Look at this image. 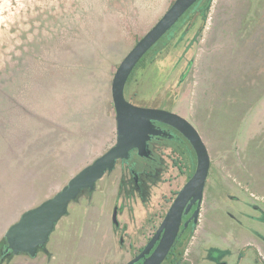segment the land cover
I'll list each match as a JSON object with an SVG mask.
<instances>
[{
    "label": "rangeland",
    "instance_id": "obj_1",
    "mask_svg": "<svg viewBox=\"0 0 264 264\" xmlns=\"http://www.w3.org/2000/svg\"><path fill=\"white\" fill-rule=\"evenodd\" d=\"M173 1L0 0V185L8 180L10 164L24 160L22 152L28 153L31 163L32 152H41V162H46L47 153L53 150L47 147L51 136L59 135L60 142L64 141L58 148L65 153L68 168L71 166L60 188L114 144L113 75ZM197 28L198 24L189 31L185 26L176 31L152 63L134 71L124 91L126 100L141 107L173 108ZM108 114H112L113 123ZM219 126L230 134L232 130L235 135L244 131L243 121L236 129ZM246 136L239 140L231 135L210 136V169L199 220L184 250L191 243L187 258L183 253L187 262L190 258L199 264L206 247L215 245L232 252L237 249L227 262L237 264L238 253L245 256L251 251L247 246L251 229L264 235V224L256 219L259 213L253 209L257 206L263 212L264 206L250 195L248 152L241 149ZM89 140L93 152H88ZM184 148V155L166 154L168 170L152 190L148 207L135 201V223L126 215L123 218L127 231H119L118 239H123L122 246L131 259L153 235L194 172L195 155L188 143ZM118 172L119 164L112 176ZM104 181L108 179L98 186ZM259 196L264 200L263 194ZM250 238L252 245L259 247L261 240L254 235ZM251 252L244 264H264Z\"/></svg>",
    "mask_w": 264,
    "mask_h": 264
},
{
    "label": "crops",
    "instance_id": "obj_2",
    "mask_svg": "<svg viewBox=\"0 0 264 264\" xmlns=\"http://www.w3.org/2000/svg\"><path fill=\"white\" fill-rule=\"evenodd\" d=\"M189 51L190 66L176 86L175 105L170 111L197 130L208 152L211 135L238 136V140L247 135L240 143L244 146L241 149L248 152L249 191L264 206L259 196L264 195V0H212L203 29ZM107 116L113 123L112 114ZM241 121L244 131L238 135L233 130L230 134L219 129V125L236 129ZM72 128L75 130V125ZM63 143L59 135L50 137L47 147L53 150L47 153L46 162H41V152H32V163L28 153L22 152L24 160L10 164L8 180L0 185V240L24 211L50 198L63 185L65 173L71 170L65 162V153L58 148ZM86 144L88 152H93L91 141ZM22 147L28 151L27 144ZM71 157L67 155L69 161ZM105 183L97 186L92 195L83 196L69 206L46 246L34 257L17 255L9 264L128 262L131 253L119 242V230L114 231L112 222L116 189ZM124 217L125 214L119 217L120 225L126 223ZM250 235L247 246L264 263V243L256 240L259 247L253 246ZM190 246L191 243L184 258ZM251 251L237 264H244ZM188 261L194 264L192 259Z\"/></svg>",
    "mask_w": 264,
    "mask_h": 264
},
{
    "label": "water",
    "instance_id": "obj_3",
    "mask_svg": "<svg viewBox=\"0 0 264 264\" xmlns=\"http://www.w3.org/2000/svg\"><path fill=\"white\" fill-rule=\"evenodd\" d=\"M198 0H174L160 19L140 38L119 63L111 80L110 93L114 108L115 142L102 155L81 168L53 196L24 211L4 233L7 256L34 257L48 243L56 224L67 214L68 207L84 192H93L106 173L114 170L117 161L126 160L132 150L145 154L150 136L161 135L154 122L176 130L188 141L195 155L192 176L178 191L160 226L147 245L125 264H162L172 248L181 227L182 217L196 206L190 221H198L210 157L197 130L176 113L150 107H141L126 100L127 80L140 60L165 36L179 19ZM116 222V213L112 215Z\"/></svg>",
    "mask_w": 264,
    "mask_h": 264
},
{
    "label": "flooded vegetation",
    "instance_id": "obj_4",
    "mask_svg": "<svg viewBox=\"0 0 264 264\" xmlns=\"http://www.w3.org/2000/svg\"><path fill=\"white\" fill-rule=\"evenodd\" d=\"M154 126L162 131V134L150 136L149 140L147 141L145 154L139 155L136 150L130 151L128 159L117 161L116 166L119 164L118 175L112 176V173L116 168L115 166L112 172L106 173L96 184L95 190L97 189L98 183L100 181L103 179H108V181H104L106 182L105 185H113L116 189V201L112 211L113 214L116 213V222H113V220L112 222L113 227L116 225L119 231H127V221L121 225L118 221L122 214L126 215V219L130 223H135V201H139L143 208H147L150 204L152 190L161 183L163 178L162 175H164L168 170V158L166 154L169 155L171 153H176L178 155H184V147L185 144L188 143L186 139H184L176 130L167 125L154 122ZM94 191L84 192L74 203H76L84 195H92ZM195 208L196 206H193L189 214L182 217L180 232H183L184 229H193L197 225L198 221L196 223L190 221L188 226L186 228L184 227V223L190 219ZM253 209L259 213V216L256 219L264 224V211L262 212V210L257 206H254ZM251 233L264 243V235L252 229ZM153 235L142 245L138 253H140L141 250L147 245ZM119 241L123 243L122 238H119ZM206 248L207 249L205 251L202 250L204 258L202 260H198L199 264H224L225 252L223 248L217 247L215 245H211L210 247L207 246ZM141 262L142 260L136 264H140Z\"/></svg>",
    "mask_w": 264,
    "mask_h": 264
},
{
    "label": "trees",
    "instance_id": "obj_5",
    "mask_svg": "<svg viewBox=\"0 0 264 264\" xmlns=\"http://www.w3.org/2000/svg\"><path fill=\"white\" fill-rule=\"evenodd\" d=\"M212 0H198L192 7L187 10V12L179 19V21L169 30V32L163 36V38L152 47V49L140 60V62L137 64L131 75L129 76L125 89L127 85L129 84L132 75L134 71L139 67H145L146 65L153 62V60L156 58V56L165 48L169 40L173 37L174 33L185 26V30L189 31L195 25L198 23V28L195 32V37L197 41V37L199 36L201 30L203 29V26L206 21V17L208 14V10L210 7ZM190 66V63H188V67ZM185 72L180 76V81L183 80L185 76ZM114 231H118V228L116 225H114ZM193 229H184L183 232H180L170 249L166 259L162 264H190L189 262L185 261L183 259V253L185 250V247L190 240L192 236ZM206 250V249H205ZM204 250V251H205ZM223 250L225 252V258H224V264H227V262L231 259V256L233 255V252L227 248L223 247ZM242 252L238 253V258H241ZM13 256H7L6 251V241L5 238H1L0 240V264H9L12 260ZM204 257L202 256L200 260H202Z\"/></svg>",
    "mask_w": 264,
    "mask_h": 264
}]
</instances>
